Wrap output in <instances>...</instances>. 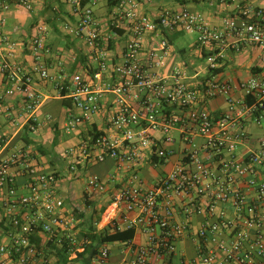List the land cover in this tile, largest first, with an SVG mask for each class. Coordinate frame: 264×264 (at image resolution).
Listing matches in <instances>:
<instances>
[{
  "label": "built area",
  "instance_id": "1",
  "mask_svg": "<svg viewBox=\"0 0 264 264\" xmlns=\"http://www.w3.org/2000/svg\"><path fill=\"white\" fill-rule=\"evenodd\" d=\"M233 1V14L211 24L188 9L145 14L138 0H118L103 21L96 15L97 0H65L76 21L62 28L82 42L92 68L81 73L67 70L50 46L46 23L36 24L26 44L19 41L21 27L9 26L14 9L32 13L35 0H0V119L14 129L0 136V264H51L38 238L71 254L90 244L79 235L82 219L66 209L57 192L59 174L45 172L41 154L26 141L43 128L38 114L52 99L41 83L70 102L68 134L91 126L79 144L62 152L68 171L112 161L115 170L130 172L126 182L118 173L86 175L84 186V200L103 195L106 203L97 230L111 226L147 236L134 258L122 264H172L178 241L192 233L189 224L175 222L176 198L184 217H206L197 232L200 257L184 264L264 262V182L258 179L264 137L256 146L246 145L247 127H264V0ZM174 33L196 35L202 69H169L168 35ZM120 42L116 54L113 47ZM23 47L30 53L28 68L18 60ZM255 50L259 64L248 79L221 78L228 61ZM218 98L227 110L216 115L209 104ZM99 116L104 125L94 128ZM21 132L28 139L14 143ZM240 147L245 153L238 154ZM173 158L174 168L146 188L141 169ZM243 185L256 201L247 198ZM229 201L236 220H213L217 204ZM94 263L110 264L109 248H101Z\"/></svg>",
  "mask_w": 264,
  "mask_h": 264
},
{
  "label": "crops",
  "instance_id": "2",
  "mask_svg": "<svg viewBox=\"0 0 264 264\" xmlns=\"http://www.w3.org/2000/svg\"><path fill=\"white\" fill-rule=\"evenodd\" d=\"M111 0H97L96 15L99 19L105 20L108 13L112 9L110 5ZM140 3V9L145 14L157 15L160 11L165 9L181 10L188 9L192 12H197L203 14L205 18L211 24H218L223 18L233 14L235 9L234 1L227 0L225 3L221 0H138ZM76 17L72 14L70 6L65 2V0H35L34 11L32 13H27L22 9H14L9 19V26H19L22 29L23 35L19 37V41L26 44L28 38L32 36L35 32L34 28L38 22L46 23L50 29L51 33L48 38L50 46L58 53V56L62 58L66 64L67 70L70 72H81L86 73L87 71H92L90 67V61L87 56H85V48L78 39H75L68 34H66L62 28L63 24L66 22L74 23ZM185 35L183 33H174L168 35V39L171 45V58L169 60V69L176 66H185L189 71H195L202 69L203 60L199 56V51L197 46L190 48L189 50L181 48L179 50L174 49V43L178 39ZM120 44H116L113 49L114 53H118L121 48ZM25 50V53L21 51ZM18 60L25 67H30L31 58L28 50L23 47L19 54ZM259 64V53L255 51L245 52L244 54L233 57L232 60L226 63V66L220 70L221 78L229 80L230 82L238 83L242 80L248 79L253 71L254 67ZM40 90L52 97L39 111V118L43 122V128L39 132L40 141L33 142L32 139H28V134L26 132H21L14 143H20L21 139L24 137L33 146V149L37 153L44 155L39 157V163L42 168L47 173L56 172L59 174L58 183V194L65 199L66 209L69 211L77 210L85 211L83 207L84 201V186H85V176L93 168H98L99 165H94L88 169H80L77 173H70L68 171V166L65 161L61 158V154L64 150L77 145L84 138L85 131L90 129L91 126H83L76 129L74 132L68 134L65 129L67 122V109L71 107L70 102L59 99L56 96L55 90L50 85L41 83ZM239 95V94H238ZM209 109L213 114H222L227 110V103L223 98H218L209 104ZM93 127L99 128L103 127V118L101 116L95 118ZM248 132L251 135V140L246 143V145L256 146V140L264 137V127L259 128L253 125L247 127ZM14 129L8 126L4 119H0V136L11 135ZM62 132L65 133L69 138L68 145H61L62 142ZM30 137V136H29ZM177 151L181 149V143L179 141L174 145ZM247 148L240 147L238 149V154H243ZM46 155V156H45ZM112 162V161H107ZM177 162L176 158L167 165L159 166H145L141 169V173L145 180V187L151 188L156 180L161 176L170 172ZM113 164V163H112ZM103 165V164H101ZM163 168V170H160ZM114 169V166H113ZM115 170V169H114ZM117 171V170H116ZM119 175L120 182H126L129 177V170L127 167L122 168L117 171ZM258 179L264 182V167L260 168L258 172ZM104 177H107L106 175ZM247 198L251 201H256L257 197L253 192H249L246 186H241ZM181 201L175 199V222L176 223H186L190 225L192 230L191 237L181 239L177 244V253L170 258L172 264H184V262L193 261L199 259V239L197 237V232L201 227L202 223L206 219L203 216L193 215L190 218L184 217L181 209ZM221 216L229 221H235L237 216L235 213V208L231 201L222 204H217L216 216L213 220ZM106 229H112L108 226ZM105 230L104 228L98 229V231ZM262 230L264 231V218ZM84 233V228L82 223L79 225V235L82 236ZM80 236V237H81ZM39 247L42 249L45 256L51 264H95L94 258L90 257V254H85L82 250L77 254H71L67 256V260L63 258H58L56 252L52 249V246L46 242V239L38 238ZM147 243V236L142 232H136L135 239L131 243H107L99 246L98 252L101 248L107 247L110 250V264H122L125 261H130L134 258L136 249L139 246H143ZM210 246H208L209 248ZM97 252V253H98ZM167 260H161L159 264H166ZM238 264V263H231ZM258 264H264V262H259Z\"/></svg>",
  "mask_w": 264,
  "mask_h": 264
},
{
  "label": "trees",
  "instance_id": "3",
  "mask_svg": "<svg viewBox=\"0 0 264 264\" xmlns=\"http://www.w3.org/2000/svg\"><path fill=\"white\" fill-rule=\"evenodd\" d=\"M88 1V0H87ZM118 0H111L110 5L113 6ZM103 195H95L90 199H85V203L88 208L91 209L90 212L84 211L80 212L79 218L82 219V226L84 228V233L81 238H86L90 241L89 245L85 246V254H90L91 258H94L98 252L99 246L107 243H131L136 236L134 230H122L118 231L114 228L105 229L98 231L96 228V223L101 220L102 214L105 212L106 206L97 210V204L102 200ZM79 212V211H78ZM52 246V249L56 252L58 258H63L67 260V256L70 251L65 246H59L53 242H48Z\"/></svg>",
  "mask_w": 264,
  "mask_h": 264
},
{
  "label": "rangeland",
  "instance_id": "4",
  "mask_svg": "<svg viewBox=\"0 0 264 264\" xmlns=\"http://www.w3.org/2000/svg\"><path fill=\"white\" fill-rule=\"evenodd\" d=\"M197 43V37L196 35H182L178 41H176L174 43V49L179 50L181 48H185L187 50H189L192 47H195ZM65 133L62 132L63 138H62V142L61 145H68V136L64 135ZM30 138L32 139L33 142H38L40 141V137L39 135H30ZM41 156L43 157L44 155L41 154ZM46 156V155H45ZM99 167L98 168H93L90 171H88L87 175H94L97 174L101 177L109 176L111 173H117L116 170L113 169V164L112 162H106L103 165L98 164ZM160 170H163V168H160ZM106 203H104V200L102 198V200L97 204V210H100L101 208L105 207ZM83 207L87 212H90L91 209L88 208V206L85 203V200L83 201ZM73 213L79 218V214H78V210L77 208L74 209ZM104 214H102L101 219L103 217Z\"/></svg>",
  "mask_w": 264,
  "mask_h": 264
}]
</instances>
